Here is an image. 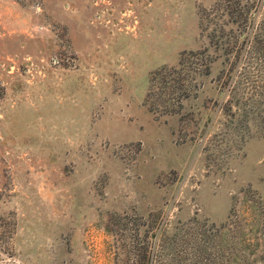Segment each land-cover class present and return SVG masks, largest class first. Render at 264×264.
<instances>
[{
  "label": "rangeland",
  "instance_id": "rangeland-1",
  "mask_svg": "<svg viewBox=\"0 0 264 264\" xmlns=\"http://www.w3.org/2000/svg\"><path fill=\"white\" fill-rule=\"evenodd\" d=\"M216 1L0 0V264H134L112 214L153 264H264V0Z\"/></svg>",
  "mask_w": 264,
  "mask_h": 264
},
{
  "label": "trees",
  "instance_id": "trees-1",
  "mask_svg": "<svg viewBox=\"0 0 264 264\" xmlns=\"http://www.w3.org/2000/svg\"><path fill=\"white\" fill-rule=\"evenodd\" d=\"M256 2L257 0H217L212 7L203 10L200 13V30H207V24L211 23L212 19L216 15L220 14L221 16H226L227 22L234 24L236 29L238 28L240 31L247 32L249 28L248 22L250 20L248 18H250L252 13L255 11ZM213 29L214 28L209 29V31L206 32L208 39H211L214 36ZM219 30L222 31V28L219 27ZM211 61L212 59L206 54L204 49L195 52H187L180 59L177 68H163L155 71L150 78V87L155 86V82L157 83V81H159L162 83V87L164 86V88H166V91H169L170 88H179L182 86L184 81L191 79L192 73L201 75L208 74V63ZM182 93V97L187 96L185 90ZM120 218V215L112 214V222L114 223L113 225L120 226L118 228L120 231L125 232L127 230L126 236L130 241L129 252L132 255L134 264H153L154 262L159 261V258L157 259L159 252L157 249H153V246L150 242L154 237V232H149L151 226H145V228L142 230V237L140 238L138 236V228H136L137 226L134 227L135 224H117L119 223ZM248 244H250L249 241L246 243V245ZM160 246L161 245L158 244V248H161ZM196 248H198L199 252L202 254L206 253L203 251V248ZM201 253H199V255H202Z\"/></svg>",
  "mask_w": 264,
  "mask_h": 264
}]
</instances>
